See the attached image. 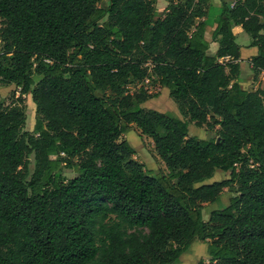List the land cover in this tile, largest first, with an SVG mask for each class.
I'll return each instance as SVG.
<instances>
[{
  "label": "trees",
  "instance_id": "16d2710c",
  "mask_svg": "<svg viewBox=\"0 0 264 264\" xmlns=\"http://www.w3.org/2000/svg\"><path fill=\"white\" fill-rule=\"evenodd\" d=\"M100 1L0 0V85L36 113L26 132L19 99H0V264H175L206 240L209 264H264V82L239 83L232 33L264 72V0L222 2L213 55L209 0H167L160 15L155 0ZM145 84L167 89L182 119L142 109ZM133 125L166 174L120 141ZM216 171L229 178L204 183ZM225 189L229 204L204 221Z\"/></svg>",
  "mask_w": 264,
  "mask_h": 264
},
{
  "label": "rangeland",
  "instance_id": "374dc122",
  "mask_svg": "<svg viewBox=\"0 0 264 264\" xmlns=\"http://www.w3.org/2000/svg\"><path fill=\"white\" fill-rule=\"evenodd\" d=\"M225 1L228 2L229 0ZM108 5L109 0H101L97 4V6L100 8H107ZM160 8V1H157L155 5V12L157 15L161 14ZM236 41L237 44H242L241 39H237ZM37 79V77H34L35 81ZM145 87L147 88L148 92L154 96L141 104L142 109L155 110L167 116L182 119V116L177 110L176 104L169 97L167 89L150 84H145ZM247 89L252 90L251 87ZM135 90L136 87H129L130 92H134ZM0 99H4L7 104L15 102L16 99H19L18 101H16V103L22 105L26 117L23 130L31 133L33 131L36 120L35 106L32 103L31 96L29 94H20V89L16 88L14 85H0ZM188 135L195 136L203 140H210L216 137V132L215 130H208L205 126L198 128L194 124H189ZM120 141H126L134 149L135 153L132 158L143 166L146 173H148L149 175H154L157 173H167L164 164L155 154L152 140L141 134L140 130L137 129L134 125L130 127V130L127 133L123 134L120 137ZM34 164V155L31 154L28 157V169L30 173H32L34 170ZM63 173L66 179H70L76 175V169L64 168ZM228 178L229 173L216 171L213 177L210 180L205 181L204 183L210 184L214 181H221ZM231 197L232 194L225 189L223 190L219 200L216 203L205 204L202 211L203 220L206 221L210 212H212L213 210H218L227 206ZM208 242L209 240L193 242L187 252L182 254L175 264H209L207 252Z\"/></svg>",
  "mask_w": 264,
  "mask_h": 264
},
{
  "label": "crops",
  "instance_id": "0c3cea01",
  "mask_svg": "<svg viewBox=\"0 0 264 264\" xmlns=\"http://www.w3.org/2000/svg\"><path fill=\"white\" fill-rule=\"evenodd\" d=\"M157 1H160V9L161 13L165 10V8L168 6L167 0H155L156 5ZM210 5L208 9L207 16L203 19V21L207 25V30L205 33V38L208 42H210L209 47V54L213 55L217 50L216 43L211 42V35L214 29V18L220 13L222 2L225 0H209ZM235 0H229L227 3H233ZM233 35L237 39L242 40V44H238L240 46V56L239 59L235 61L236 64L239 65L240 68V75L238 78L239 83L244 88L251 87L252 90H256L258 88H261L264 82V72L259 73L258 75H254L251 69V59L257 55V49L256 47H251L250 44V38L247 34H245L242 31V28L240 26H236L232 29ZM237 42V41H236Z\"/></svg>",
  "mask_w": 264,
  "mask_h": 264
},
{
  "label": "built area",
  "instance_id": "2783aa9c",
  "mask_svg": "<svg viewBox=\"0 0 264 264\" xmlns=\"http://www.w3.org/2000/svg\"><path fill=\"white\" fill-rule=\"evenodd\" d=\"M233 5V3L231 4V6ZM147 82V81H146Z\"/></svg>",
  "mask_w": 264,
  "mask_h": 264
}]
</instances>
